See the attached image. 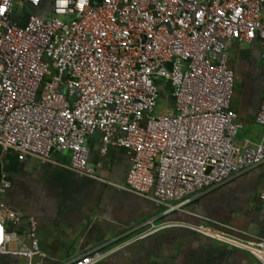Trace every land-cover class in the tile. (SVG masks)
<instances>
[{"label": "built area", "instance_id": "built-area-1", "mask_svg": "<svg viewBox=\"0 0 264 264\" xmlns=\"http://www.w3.org/2000/svg\"><path fill=\"white\" fill-rule=\"evenodd\" d=\"M255 39L264 60V0H0V146L19 159L68 149V167L93 175L88 141L98 131L100 153H130L129 190L161 202L164 214L180 210L248 168L264 172V130L256 143H236L243 125L231 107L226 50L229 41ZM161 90L173 103L155 113ZM255 121L264 129V96ZM8 186L2 178L0 194ZM19 220L0 201V254L41 264L34 219L29 244L7 246L22 235L4 225ZM165 226L264 259V238L208 223L171 221L141 237ZM115 249L97 246L64 264H97Z\"/></svg>", "mask_w": 264, "mask_h": 264}, {"label": "crops", "instance_id": "crops-1", "mask_svg": "<svg viewBox=\"0 0 264 264\" xmlns=\"http://www.w3.org/2000/svg\"><path fill=\"white\" fill-rule=\"evenodd\" d=\"M228 66L234 72L231 107L242 123L237 144L256 143L263 126L255 121L264 96V60L258 39L229 41ZM173 103V100H170ZM246 132V134H244ZM239 134V133H238ZM90 164L93 175L68 167L62 150L47 157L3 151L0 146V185L9 186L0 194L6 207L20 214L16 223L6 222V232L22 235L8 241L10 249L26 237L29 219L36 223L41 264H64L88 250L107 245L116 248L97 264H264L250 252L178 226H165L141 237L155 226L171 221L211 224L234 237L248 239L264 233L263 166L248 168L226 182L189 197L182 209L164 214L161 202L127 188L130 153L109 147L100 153V135H92ZM171 202L170 204H173ZM0 264H27L23 256L0 254Z\"/></svg>", "mask_w": 264, "mask_h": 264}, {"label": "rangeland", "instance_id": "rangeland-1", "mask_svg": "<svg viewBox=\"0 0 264 264\" xmlns=\"http://www.w3.org/2000/svg\"><path fill=\"white\" fill-rule=\"evenodd\" d=\"M170 100H172V99H169L168 91L167 90H161V94H160V96L158 98V104H157V106L155 108V113L163 112L166 109L167 104L170 102ZM241 132H242V130L239 131V134H238V137H237L238 138L237 141L239 140V136L241 137L240 138L241 140L242 139L243 140L246 139V136L241 134ZM244 134H246V132H244Z\"/></svg>", "mask_w": 264, "mask_h": 264}, {"label": "water", "instance_id": "water-1", "mask_svg": "<svg viewBox=\"0 0 264 264\" xmlns=\"http://www.w3.org/2000/svg\"><path fill=\"white\" fill-rule=\"evenodd\" d=\"M58 90H61V87H59V89ZM92 135H100V133L98 132V131H95ZM91 135V136H92ZM88 145H89V149H90V151H89V158H88V162H89V164H90V156H91V153H93V148L91 147V145H90V140L88 141ZM54 150H52L50 153H52ZM64 153H66L67 154V157H68V159L70 160V157H71V151L70 150H68V149H64V150H62ZM91 165V164H90ZM254 235H256L257 237H259V238H264V233H260V234H256V233H254Z\"/></svg>", "mask_w": 264, "mask_h": 264}, {"label": "trees", "instance_id": "trees-1", "mask_svg": "<svg viewBox=\"0 0 264 264\" xmlns=\"http://www.w3.org/2000/svg\"><path fill=\"white\" fill-rule=\"evenodd\" d=\"M29 10H30V9L28 8L27 12H29ZM21 23H23V21H21Z\"/></svg>", "mask_w": 264, "mask_h": 264}]
</instances>
